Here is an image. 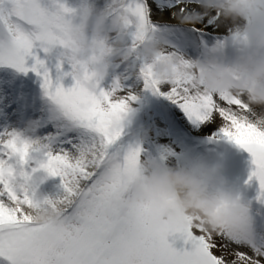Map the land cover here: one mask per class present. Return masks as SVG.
Returning a JSON list of instances; mask_svg holds the SVG:
<instances>
[{
  "label": "snow or ice",
  "instance_id": "obj_1",
  "mask_svg": "<svg viewBox=\"0 0 264 264\" xmlns=\"http://www.w3.org/2000/svg\"><path fill=\"white\" fill-rule=\"evenodd\" d=\"M23 4L31 10L28 18L21 12ZM114 4L109 13L120 14L126 34L134 29L128 51L139 63L128 66V75L106 84L86 63L68 62L71 71L62 74L58 63L54 80L45 62L34 55L37 47L47 53L66 46L75 9L62 0H0V65L41 77L54 129L36 144L13 130L0 132V257L10 264H264V241L257 238L248 241L208 231L192 217H177L170 227L154 230L145 224V205L117 206L131 188L142 154L139 143L123 140L131 102L137 99L123 82L131 76L154 95L165 96L191 123L212 125L217 136L246 150L254 166L249 180L258 182L261 202L264 127L254 123L242 96L208 93L197 83L196 73L188 74L190 61L181 58L173 73L161 78L143 60L139 48L156 32V0ZM234 38L246 37L237 31ZM172 55L164 52L161 58ZM30 56L31 67L26 64ZM69 75L74 83L65 88L61 80ZM38 171L46 178L58 177L62 194L36 200ZM57 204L63 207L57 223L37 222L30 211ZM177 235L185 245L179 249L169 242Z\"/></svg>",
  "mask_w": 264,
  "mask_h": 264
},
{
  "label": "clouds",
  "instance_id": "obj_2",
  "mask_svg": "<svg viewBox=\"0 0 264 264\" xmlns=\"http://www.w3.org/2000/svg\"><path fill=\"white\" fill-rule=\"evenodd\" d=\"M199 5L204 13L219 14L221 21L230 22L246 38L233 37L230 59H225L220 49L212 48L190 60L188 74L196 73L197 83L210 94L242 96L252 110L254 123L264 127V0H199ZM21 12L25 18L31 15L27 4L21 6ZM198 19L199 15L188 14L182 21ZM125 36L118 12L82 6L71 17L61 55L69 63H86L99 79H104L110 70L131 58ZM164 52V43L156 34H149L139 48V55L161 78L170 76L182 58L175 54L163 59ZM38 128L37 121L28 120L22 129L13 131L36 144L40 141ZM34 179L43 183L48 178L38 171ZM46 197L35 193L38 201ZM138 205L147 207L145 224L150 229L170 227L177 217H192L208 231H222L230 238L256 239L250 205L229 184L219 163L194 161L182 167L141 159L130 190L117 201L122 209ZM30 211L37 222L57 223L63 207L41 205Z\"/></svg>",
  "mask_w": 264,
  "mask_h": 264
},
{
  "label": "rangeland",
  "instance_id": "obj_3",
  "mask_svg": "<svg viewBox=\"0 0 264 264\" xmlns=\"http://www.w3.org/2000/svg\"><path fill=\"white\" fill-rule=\"evenodd\" d=\"M62 2L76 11H79L82 6L104 12H109L115 7L114 0H62ZM156 3L159 10H165L179 3L199 5V0H179V2L178 0H156ZM154 24L155 34L162 39L165 53H174L190 61L203 56L208 49L218 48L225 59H230L232 56L233 37L238 29L230 22L212 18L207 21L210 28L206 27L207 24L203 27L183 23L154 22ZM160 26H167V29L172 32L173 28L188 29L189 33L186 32L184 37L185 34L174 32L172 37L166 29L160 30ZM133 30L129 29L125 36L128 45L131 43L130 32ZM209 36L215 39L212 40ZM33 51L36 57L45 62L54 80L57 76L58 63L62 62L61 74L71 71V66L61 55V48H54L45 53L37 47ZM134 62L139 63L131 57L128 62L121 63L110 70L105 83L110 82L115 76L128 75V66ZM33 63V58L28 57L26 64L31 67ZM123 82L128 86L126 91H131L137 97L131 102L132 111L125 120L124 142L133 145L139 143L142 148L141 159H153L168 166L188 167L194 161L219 163L229 184L250 205V216L256 238L264 241V202L257 199L258 182L255 179L249 180L254 167L250 154L227 138L217 136L218 130L214 126L191 123L175 104L163 95H154L151 91L144 89L142 82L137 81L135 76ZM61 83L68 88L74 81L69 75L63 76ZM41 85L42 79L35 72L24 73L13 67L0 65V104H4L7 108V111L0 110V123L6 120L8 116L6 112H8L18 117L20 123L22 122L20 129L28 120H34L39 124L37 134L40 137L53 131L50 104ZM8 129L5 126L0 127V132L8 131ZM38 192L52 199L57 198L62 194L60 179L48 178L39 185ZM169 242L178 249L185 246L178 235L170 236ZM0 264H10V261L0 257Z\"/></svg>",
  "mask_w": 264,
  "mask_h": 264
},
{
  "label": "bare ground",
  "instance_id": "obj_4",
  "mask_svg": "<svg viewBox=\"0 0 264 264\" xmlns=\"http://www.w3.org/2000/svg\"><path fill=\"white\" fill-rule=\"evenodd\" d=\"M183 6L184 10L181 12L179 9ZM199 15V19L195 20L191 23H185L182 21V18L185 15ZM212 18H215L213 13H204L203 9L196 4L189 3H179L165 10H159L153 17V21L156 23H183V24H195L198 26H204L207 24V21H210ZM219 26V23H216ZM207 28H210L207 24ZM0 110L7 111V108L4 104H0ZM8 116L6 117V122L3 121L0 123V127H8V131H12L13 129H20L22 122L20 123L18 117H15L12 114L6 112ZM8 125V126H7Z\"/></svg>",
  "mask_w": 264,
  "mask_h": 264
},
{
  "label": "trees",
  "instance_id": "obj_5",
  "mask_svg": "<svg viewBox=\"0 0 264 264\" xmlns=\"http://www.w3.org/2000/svg\"><path fill=\"white\" fill-rule=\"evenodd\" d=\"M159 28H160V30L166 29L172 35V37H173L174 32L185 34L184 37L186 36V32H187V34L189 33L188 29H182V28H173L174 29L173 32L168 30L167 26H160ZM166 40H168V39L166 38Z\"/></svg>",
  "mask_w": 264,
  "mask_h": 264
},
{
  "label": "water",
  "instance_id": "obj_6",
  "mask_svg": "<svg viewBox=\"0 0 264 264\" xmlns=\"http://www.w3.org/2000/svg\"><path fill=\"white\" fill-rule=\"evenodd\" d=\"M204 37H208L207 35H203ZM209 38H211L212 40L215 39V37L213 36H209Z\"/></svg>",
  "mask_w": 264,
  "mask_h": 264
}]
</instances>
